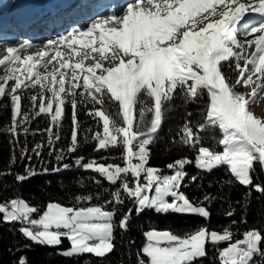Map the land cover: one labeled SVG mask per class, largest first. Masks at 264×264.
<instances>
[{
	"label": "trees",
	"instance_id": "trees-1",
	"mask_svg": "<svg viewBox=\"0 0 264 264\" xmlns=\"http://www.w3.org/2000/svg\"><path fill=\"white\" fill-rule=\"evenodd\" d=\"M12 1L0 0V15L8 12L13 18L28 1L35 10L42 7L40 0H19L15 5ZM216 5L210 6L212 11ZM223 7L225 20H232L235 12L227 11V3ZM230 23L214 32L218 52L223 53L220 43L231 51L217 60V44L206 34L186 45L169 34L137 36L117 49L132 64L128 78L115 85L114 92L99 81L101 72L93 67L56 65V58L39 63L14 55L0 61V203L23 200L34 209L33 215L41 214L50 202L70 208L98 206L112 213L110 249L105 254L65 255L70 245L65 235L55 245L34 241L20 230L23 221H5L0 210V264H151L142 251L145 232L166 230L183 238L201 228L227 231L229 238L206 240L202 255L181 264H221L220 248L250 231L259 241L257 254L253 252L246 264H264L261 161L251 160L248 183L226 163L209 169L195 164L200 149L218 153L223 147L222 129L207 121L212 98L203 84L221 83L233 95L255 88L264 108V13L255 27ZM185 28L196 30L183 23L177 31ZM160 53L165 55L162 61L152 57ZM126 121L136 138L146 142L147 166L164 174L176 161H184L177 190L189 202L203 205L207 216L169 208L138 210L126 192L125 183L131 184L128 173L110 182L86 168L92 163L123 167V146L98 140L106 125L121 129Z\"/></svg>",
	"mask_w": 264,
	"mask_h": 264
},
{
	"label": "rangeland",
	"instance_id": "rangeland-1",
	"mask_svg": "<svg viewBox=\"0 0 264 264\" xmlns=\"http://www.w3.org/2000/svg\"><path fill=\"white\" fill-rule=\"evenodd\" d=\"M17 1L19 0H13L12 5H15ZM185 1L187 0H165L161 9L165 12L166 9L176 8L178 2ZM192 1L193 3L185 2L183 5L186 10L182 12L183 15L179 20V25L185 23L188 26L196 27V33L209 27L206 32L212 34L213 38H215L213 27L220 28L223 25L220 20L226 16L224 14L226 11L223 7L224 3L229 6L227 11L232 10L237 13L238 17H243L242 24L249 27H255V21H257V17L261 12L256 8L264 3V0H204L207 6H200L203 0ZM211 3L218 6L213 11L211 10L212 7L208 9ZM189 6H192L191 9H188ZM103 8L107 13L113 11V9H110L112 8L110 4ZM125 8H123V11L119 10L117 14L100 16L99 20L91 23H94L95 26L90 24L91 29H87V31L80 34L67 35L62 33L54 36L62 30L59 29L57 32H53L52 29L43 30L46 32L42 34L40 40L36 41H28L26 38L27 33L21 34L19 28L6 27L2 29V25L7 22L0 21V29L2 34L4 33V36H0V44L4 47L0 49V61L5 56L10 55L24 58L27 61L39 59V63H41L40 59L52 60L56 58V65L72 64L75 68H81L84 65L102 72L106 67L119 68L122 63L131 64V59L122 56L117 49L121 46H129L133 39L144 33L162 36L169 34L172 36L170 38H175L178 43H185L184 39L177 36L179 30L177 31L176 25L169 24L170 26H168L162 22L161 24L158 23V21L160 22L161 19L165 18L163 13L161 15L154 14V12L161 11L160 8L138 7L132 13L125 11ZM127 8H131V5ZM150 10L155 11L151 12ZM198 12H201L198 18H194L192 21L189 20V23L186 21L188 17L196 15ZM169 14L168 11L166 18ZM7 15H9L8 12L0 15V18L6 19ZM218 15L221 17L219 16V22L215 24L214 19ZM23 17L24 15L20 16V19H23ZM41 18L45 19L43 21L45 24L50 19L49 14L44 13L38 19V23L42 21ZM82 20H84L85 25L88 23L87 19ZM8 23L11 25L13 21L8 19ZM71 23L64 24L63 28H69ZM13 25L19 27V23ZM237 25L239 26L240 23ZM170 30L173 32L170 33ZM23 31L25 32V30ZM49 33L53 34L52 39L40 44L44 41L42 39H45V36ZM21 41H25L26 46L21 49L15 48L18 45L17 42ZM220 44L223 53L217 52L213 58L214 60L221 59L231 53L227 47ZM103 57H105L106 62L102 60ZM152 57L162 61L165 55L160 53L155 56L152 55ZM129 70L130 67L128 66L125 71H122L125 72V76L118 77L119 79L115 80L120 82L121 79H126ZM99 81L108 86L105 84V78L99 77ZM203 85L209 90L210 98H212L207 121L209 124H215L222 129L223 147L218 153L200 149L195 164L201 168L209 169L212 166L226 163L242 183H248L249 175L247 173L253 158L256 157L261 161L264 170V108L258 100L257 89L252 88L247 93L233 95L221 83L216 86L207 81ZM98 114L102 115L100 112ZM98 141L100 144H119L123 146L124 165L121 167L112 164L92 163L86 168L103 175L110 182L115 181L119 176L122 179L124 178L123 174L128 173L131 184L125 183L126 192L134 197V205L138 210L153 208L158 211H166L165 209L169 208V211L186 213V215L207 216V210L203 205L189 202L184 194L177 190L183 175L184 161H176L171 166V172L164 174H160L154 167L147 166L146 142L136 138L131 131L130 121H126L121 129L113 130V128L106 125L104 134L101 140ZM6 204L9 206V210L5 209L4 202L0 203V210L5 221L19 219V217L25 218L27 221L20 226V230L26 237L32 238L34 241L55 245L59 244V237L65 235L70 242L69 247L63 251L65 255L82 252L103 255L110 249V218L112 213L98 206L70 208L57 202H50L41 214L33 215V209L23 200L10 199L6 201ZM30 225L38 226V232H33ZM258 237L256 232L250 231L238 240L228 241L220 248V263L246 264L258 247ZM228 238L227 231H207L204 228L198 229L183 238L176 237L166 230L150 229L145 232L142 251L151 264H181L202 255L205 241L201 250L197 249L201 240L220 242L226 241ZM187 240L193 243L191 248L187 247L189 245ZM172 242H175V244H171ZM193 250L197 251L194 256L182 258ZM20 264H22V261Z\"/></svg>",
	"mask_w": 264,
	"mask_h": 264
},
{
	"label": "bare ground",
	"instance_id": "bare-ground-1",
	"mask_svg": "<svg viewBox=\"0 0 264 264\" xmlns=\"http://www.w3.org/2000/svg\"><path fill=\"white\" fill-rule=\"evenodd\" d=\"M185 2H191L193 3L192 0H187ZM185 2H178V5L176 6V8L174 9H170V10H165V12L163 11L162 6L164 5L165 1L164 2H160V0H109V3L111 6H113L114 8V12L112 13H107V11L104 10V8H101L99 9L98 11H96L95 13H91V14H85V15H81L79 14L77 17H74L71 19V24L69 25L70 27L69 28H63L62 29V32H59L57 34H55L54 36L56 35H61L62 33H66L67 35H73V34H80L82 33L83 31H87V29H91V25L95 26L94 23L91 24L92 22L94 21H97L99 20V17L100 16H104V15H107V14H117L119 12V10H122L123 11V8L124 7H128L129 5H131V8H125V11H128V12H133L134 10H136L138 7H152V9L154 8H160L161 11H157V12H154V14H160L163 13L165 14V18L163 19L164 21L162 22H167L169 21V18H168V15H167V18H166V14H168V11L171 12H175V11H178L180 13L184 12L186 10V8H183ZM121 4L120 7H117L118 4ZM181 3V4H180ZM192 6H189L188 9H191ZM109 8V7H108ZM107 8V9H108ZM49 8H47L48 10ZM106 9V10H107ZM108 17V16H106ZM42 19V18H41ZM82 19H87L88 23L85 25L82 21ZM42 21H45V19H42ZM33 22V21H32ZM118 22V21H117ZM75 23V24H73ZM159 24H161V22L158 21ZM47 24V23H46ZM91 24V25H90ZM111 26V24H109ZM78 26V27H77ZM109 26V27H110ZM65 27V26H64ZM45 30H49L48 28L45 29ZM89 31V30H88ZM91 31V30H90ZM45 31H42V33H44ZM54 32V31H53ZM71 33V34H69ZM45 35V34H44ZM52 36L53 34L49 33L45 36V39H42L44 40L43 42H40V44H43L45 43L47 40L49 39H52ZM34 41V40H33ZM1 48H4L2 44H0V49ZM118 73L116 74H113L112 77L114 78V81L115 79L118 78L117 76ZM113 84V83H112ZM4 205L5 207H9L6 202H4ZM9 210V208L7 209ZM171 244H175V242H172ZM257 252V251H255Z\"/></svg>",
	"mask_w": 264,
	"mask_h": 264
},
{
	"label": "crops",
	"instance_id": "crops-1",
	"mask_svg": "<svg viewBox=\"0 0 264 264\" xmlns=\"http://www.w3.org/2000/svg\"><path fill=\"white\" fill-rule=\"evenodd\" d=\"M31 208V207H30ZM34 210V209H33ZM15 220H18V222L19 221H23V222H25V221H27V220H25V218H23V217H19V219L18 218H16ZM188 240H189V238H188ZM187 240V241H188ZM174 241V240H173ZM204 241H206V240H201L199 243H198V246H197V249L198 250H201V247H202V245H203V243H204ZM169 242H171V241H169ZM187 244H189V245H187V247H190L191 248V246L193 245V243L191 242V241H188V243ZM175 246V245H174ZM197 253V251H195V250H193L191 253H187L185 256H183L182 258H191V256H194L195 254ZM191 260V259H190Z\"/></svg>",
	"mask_w": 264,
	"mask_h": 264
},
{
	"label": "built area",
	"instance_id": "built-area-1",
	"mask_svg": "<svg viewBox=\"0 0 264 264\" xmlns=\"http://www.w3.org/2000/svg\"><path fill=\"white\" fill-rule=\"evenodd\" d=\"M9 207H5V209L7 210ZM30 228L33 232H38V226L36 225H30ZM255 254H257V252H254Z\"/></svg>",
	"mask_w": 264,
	"mask_h": 264
}]
</instances>
